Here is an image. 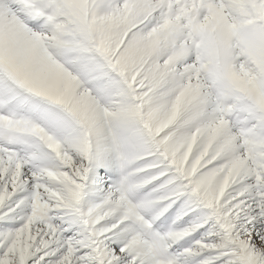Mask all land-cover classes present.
I'll list each match as a JSON object with an SVG mask.
<instances>
[{
	"label": "snow or ice",
	"instance_id": "obj_1",
	"mask_svg": "<svg viewBox=\"0 0 264 264\" xmlns=\"http://www.w3.org/2000/svg\"><path fill=\"white\" fill-rule=\"evenodd\" d=\"M0 264H264V0H0Z\"/></svg>",
	"mask_w": 264,
	"mask_h": 264
}]
</instances>
